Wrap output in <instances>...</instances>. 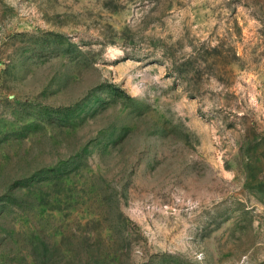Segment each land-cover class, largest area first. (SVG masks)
Masks as SVG:
<instances>
[{
	"label": "rangeland",
	"instance_id": "obj_1",
	"mask_svg": "<svg viewBox=\"0 0 264 264\" xmlns=\"http://www.w3.org/2000/svg\"><path fill=\"white\" fill-rule=\"evenodd\" d=\"M0 264H264V0H0Z\"/></svg>",
	"mask_w": 264,
	"mask_h": 264
}]
</instances>
